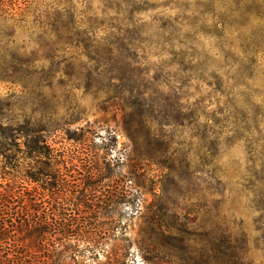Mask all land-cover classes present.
<instances>
[{
    "label": "trees",
    "instance_id": "16d2710c",
    "mask_svg": "<svg viewBox=\"0 0 264 264\" xmlns=\"http://www.w3.org/2000/svg\"><path fill=\"white\" fill-rule=\"evenodd\" d=\"M229 2L209 0V8L199 13L200 20H158L147 26L138 20L145 10L135 1L123 6L109 5L102 19L77 18L69 7L49 13L42 33L49 48L41 56L50 63L47 77L58 74L53 65L65 61L67 52L69 59L85 57L95 63L84 68L83 79L88 85L104 83L111 94L109 100L116 101L113 104L125 112L123 129L133 146L134 163L129 176L113 175L114 181L110 183L117 182L118 187L106 191L111 186L101 182L109 181L112 175L106 157L98 154L97 144L83 134L74 138L75 133H67L65 140L81 146L76 150L77 156H66L47 144L51 133L47 125L38 120L27 121L17 134L18 140H22V155L13 156L17 163L14 174L3 173L6 178L0 186V264H126L127 255L122 247L129 249L132 244L144 264H264V163L256 172L255 167L247 170L254 173L255 179L244 187L242 195L244 207L257 216L253 227L244 226L235 212L223 209L225 191L219 190L220 181L214 174L215 202L209 228L205 227L207 221H202L197 225L199 232L193 230L195 215L188 219L177 211L178 185L182 174L189 175L185 172L190 162L184 161L186 155L182 154L183 160L176 165L178 157L169 153L161 132L182 115L183 107L177 102L155 103L146 91L147 58L160 60L155 81L163 78L164 72L177 79L169 71H190L185 62L191 61L193 55L187 51L204 49L197 37L206 39L209 49L217 52L216 57L232 58L238 51L243 57V69L264 66V35L256 33L258 24L248 25L241 20V13L235 17L237 11L231 9ZM0 3L2 6V0ZM22 9L10 7L3 12L4 19L13 24L20 22ZM73 49L75 54L70 52ZM239 77L248 82L253 76L241 73ZM198 136V142H202ZM10 138L9 135L6 139ZM211 145L214 147V142ZM10 146L7 143L5 150H10ZM139 163L154 164L167 173L160 181V193L153 194V201L146 207L139 239L130 243L122 216L129 199H137L139 188L144 189ZM206 165L215 168L218 161L213 158ZM74 175L76 180L68 179ZM20 178L39 185L41 192L20 193L16 182ZM129 181L132 183L128 191L120 187L119 183L126 185ZM109 241L122 244L116 243L108 250ZM253 248L261 253L258 263L248 257Z\"/></svg>",
    "mask_w": 264,
    "mask_h": 264
},
{
    "label": "rangeland",
    "instance_id": "374dc122",
    "mask_svg": "<svg viewBox=\"0 0 264 264\" xmlns=\"http://www.w3.org/2000/svg\"><path fill=\"white\" fill-rule=\"evenodd\" d=\"M23 1H27L24 6ZM131 1L142 4L141 8L145 11L139 14L138 20L146 23V26L158 20H200L199 13L202 9L209 8V0H2L0 186L4 183L3 177L6 178L3 173L14 174L17 163L13 156L22 155V140L17 138L18 130L29 120H38L41 125H47L51 131L47 144L66 156H77L76 150L81 146L65 140L67 133H75L74 138L83 134L97 144L98 154L106 157L112 175L109 181L101 182L112 187L106 188V191L118 187L117 182L110 183L114 181L113 175L116 173L129 176L130 166L134 161L132 162V143L123 129L125 112L113 104L116 101L109 100L111 94L104 83L94 82L88 85L83 79L84 68L95 63H90L85 57L69 59L67 52L65 61L59 60L53 65L58 74L54 78H48L45 72L50 63L41 59V56L49 48L47 37L42 35L46 29L43 23L49 13L69 7L77 18L102 19V13L109 5L123 6ZM229 5L232 10L237 11L235 17L241 13V20H246L248 25L257 23L256 33L264 35V0H231ZM12 6L24 8L18 18L20 22L15 24L4 19L3 12ZM184 8L188 11L184 12ZM108 17L107 15L105 18ZM180 35H184V32ZM196 39L203 43L204 49L198 47L187 51L193 55L191 61L185 62L190 71H169V75L175 74L177 79L167 77L164 72V77L155 81V76L160 71L158 58L148 57L145 67L148 97L155 103L166 105L177 102L183 107L180 111L182 115L172 120L173 124L161 129L169 153L174 158L178 157L176 165L183 160L182 154L186 155L184 161L190 162V168L185 172L189 175L182 174L178 185L177 211L181 216L187 215L188 219L195 215L191 226L193 230L199 232L197 225L202 221H207L205 227L209 228L215 202L216 185L212 180L215 174L220 181L219 190L225 191L226 203L223 209L235 212L244 226L251 228L257 216L244 207L242 195L244 187L255 179L254 173L250 174L247 170L255 167L256 172L257 167L264 163V66L243 69V57L238 51L232 58H225L223 55L216 57L217 52L209 49L206 39ZM70 52L76 53L75 49ZM256 62L259 64V60L256 59ZM241 73L253 77L246 82L239 77ZM9 135L11 138L7 140ZM196 135L203 141L198 142ZM213 142L214 147L211 145ZM7 143L11 146L6 151L4 147ZM213 158L218 161L215 167L218 172L206 165ZM73 163L79 165L76 161ZM138 168L144 189L139 188L137 199H129L122 216V224H126L125 236L130 243L139 239L144 227L146 207L153 201V194L160 193V181L167 173V170L154 164L139 163ZM76 177L74 175L68 179L76 180ZM16 182H19L17 190L20 193L34 195L41 192L39 185L21 178ZM131 183L129 181L126 185H119L128 191ZM153 188L154 192L151 191ZM116 243L120 242L109 241L106 249L110 250ZM123 244L128 245L126 242ZM122 250L127 255L126 264H144L135 244L129 249L122 247ZM260 255L259 249L253 248L248 257L258 263ZM101 259L105 261L102 257Z\"/></svg>",
    "mask_w": 264,
    "mask_h": 264
}]
</instances>
